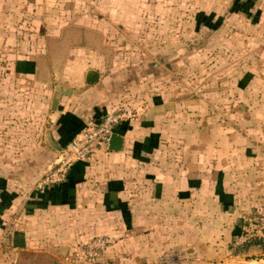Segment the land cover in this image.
Here are the masks:
<instances>
[{"label": "crops", "instance_id": "obj_1", "mask_svg": "<svg viewBox=\"0 0 264 264\" xmlns=\"http://www.w3.org/2000/svg\"><path fill=\"white\" fill-rule=\"evenodd\" d=\"M135 3L142 0H45L42 7L43 12L78 14V24L92 28L98 17L90 20L86 14L128 12ZM18 60L28 62L17 58L15 66ZM247 67L233 75V92L244 91L245 97L235 96L228 104L223 98L226 88L218 87L225 86L221 78L212 79L208 89L203 86V93L215 94V99L202 95V101H187L183 115L172 104L133 106L129 110L135 117L114 130L121 149L110 151L107 146L91 163L73 164L63 178L55 166L52 173L49 169L61 152L49 140L62 150L72 133L124 107L119 96L100 74L95 85H86L84 75V84L77 88L61 86L70 94L60 96L54 112L50 106L55 87L41 94L42 100H49L45 108L32 95L29 103L27 95L24 103L2 107L0 94V222L6 217L18 221L13 213L23 208L20 219L27 221L7 230L10 240L5 245L13 252L25 250L38 235L31 232L33 220L49 221L56 215L65 221V215L88 213L93 221L100 216L129 219L131 227L144 229L139 235L149 227L153 236L162 238L167 230L170 245L158 252L182 255L187 262L186 254L192 251L203 263L210 253L226 252L220 240L242 237L255 208L264 203V48ZM9 74L17 79L35 75L19 74L14 64ZM42 82L34 87L46 88ZM226 105L232 106L227 110ZM46 179L50 181L38 191ZM6 195L13 199L3 207ZM54 234L67 236L62 227L45 235Z\"/></svg>", "mask_w": 264, "mask_h": 264}, {"label": "rangeland", "instance_id": "obj_2", "mask_svg": "<svg viewBox=\"0 0 264 264\" xmlns=\"http://www.w3.org/2000/svg\"><path fill=\"white\" fill-rule=\"evenodd\" d=\"M44 1L0 0L2 107L9 108L10 102L24 103L27 95L29 103L32 95L33 101L44 103L45 108L49 100H42L41 94L58 86L77 88L84 84L85 72L94 70L121 99L124 107L120 109L160 102L172 104L183 115L187 101H202V95L215 99V94L203 93V86L212 79L224 78L225 86L219 83L218 87L226 88L223 98L227 104L235 96L244 98V91L233 92V75L246 71L264 48V0H142L127 7L128 12L86 14L90 20L98 17V22L90 23L92 28L79 25L78 14L43 12ZM17 58L28 62L18 60L15 66ZM24 63L33 65V77L17 79L9 74L13 64L22 74L28 67ZM42 81L46 88L34 87ZM17 85L28 89L13 90ZM53 167L49 168L51 173ZM103 208L109 210L106 204ZM23 212L24 208L14 211L18 221L6 217L0 222V264H264V253L255 249L247 255H234L245 242L249 227L242 237L220 240L226 252L210 253L209 261L203 263L192 251L186 254L187 262L182 255L158 252L170 245L167 230L162 238L153 236L149 227L139 235L144 229L131 227L129 219L100 216L93 221L88 213L65 215V221L56 220L55 215L49 221L29 222L31 232L38 235L17 253L5 241L15 222L18 227L27 223L20 219ZM61 227L67 236L45 235ZM98 238L107 243L100 260L92 262L87 250ZM162 255L165 259L159 260Z\"/></svg>", "mask_w": 264, "mask_h": 264}, {"label": "built area", "instance_id": "obj_3", "mask_svg": "<svg viewBox=\"0 0 264 264\" xmlns=\"http://www.w3.org/2000/svg\"><path fill=\"white\" fill-rule=\"evenodd\" d=\"M134 117V112L128 109H118L106 113L96 124L83 128L61 150L54 164L55 169L63 175V178L73 164L91 163L98 151L107 148L115 128ZM48 181L50 180L46 179L38 185L37 190H42ZM248 227V235L251 233L258 237L264 236V203L255 208ZM106 243V240L98 238L88 246L89 261L100 260Z\"/></svg>", "mask_w": 264, "mask_h": 264}, {"label": "trees", "instance_id": "obj_4", "mask_svg": "<svg viewBox=\"0 0 264 264\" xmlns=\"http://www.w3.org/2000/svg\"><path fill=\"white\" fill-rule=\"evenodd\" d=\"M236 1H238V0H236ZM244 13H246V12H244ZM23 65L28 66V67H27V69L24 70V72H21V73H33V65L32 64H29V63L25 64L24 63ZM79 131H81V130H79ZM79 131L72 133L71 136L74 137L77 133H79ZM72 138H69L65 142L64 145H66ZM76 164L81 165V166L86 165L85 163H76ZM12 199H13V197H9L8 195H6L5 199H2L3 200L2 206L4 207V205L8 204V202L11 201ZM35 205L39 206L38 204H35ZM251 249H255L257 251L264 253V236L258 237V236H255L254 234L250 233L249 235H247L245 242L241 246L236 248L234 255H237V256L238 255H247V253ZM18 261H19V263H21L20 259Z\"/></svg>", "mask_w": 264, "mask_h": 264}, {"label": "water", "instance_id": "obj_5", "mask_svg": "<svg viewBox=\"0 0 264 264\" xmlns=\"http://www.w3.org/2000/svg\"><path fill=\"white\" fill-rule=\"evenodd\" d=\"M99 80V73L97 71L94 70H88L85 74V84L86 85H95L97 84ZM70 91L60 88V87H55L54 89V94L51 100V106L50 109L52 112L56 111L58 102H59V98L61 95H69ZM49 143L51 146L57 148L59 151H61L60 148H58L57 146L53 145V143L51 142V140H49ZM108 147L110 151H119L121 149V138L120 136L117 135H113L108 143Z\"/></svg>", "mask_w": 264, "mask_h": 264}]
</instances>
